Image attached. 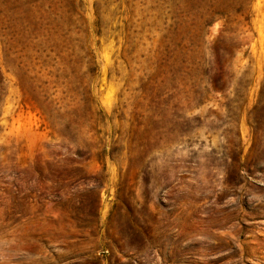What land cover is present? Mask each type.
Wrapping results in <instances>:
<instances>
[{"label": "rangeland", "instance_id": "obj_1", "mask_svg": "<svg viewBox=\"0 0 264 264\" xmlns=\"http://www.w3.org/2000/svg\"><path fill=\"white\" fill-rule=\"evenodd\" d=\"M0 264H264V0H0Z\"/></svg>", "mask_w": 264, "mask_h": 264}]
</instances>
